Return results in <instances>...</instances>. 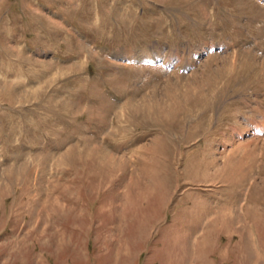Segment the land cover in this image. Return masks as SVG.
Segmentation results:
<instances>
[{
    "label": "rangeland",
    "instance_id": "374dc122",
    "mask_svg": "<svg viewBox=\"0 0 264 264\" xmlns=\"http://www.w3.org/2000/svg\"><path fill=\"white\" fill-rule=\"evenodd\" d=\"M0 264H264V0H0Z\"/></svg>",
    "mask_w": 264,
    "mask_h": 264
}]
</instances>
